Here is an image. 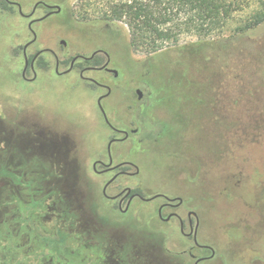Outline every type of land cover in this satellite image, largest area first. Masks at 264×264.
<instances>
[{
  "label": "rangeland",
  "instance_id": "rangeland-1",
  "mask_svg": "<svg viewBox=\"0 0 264 264\" xmlns=\"http://www.w3.org/2000/svg\"><path fill=\"white\" fill-rule=\"evenodd\" d=\"M9 1L19 4L24 15L38 1L62 9L32 25L36 40L28 54L50 49L61 60L89 56L98 49L109 54L116 79L101 71L85 76L111 88L103 104L115 127L139 128L133 139L117 144L116 154L124 151V158L139 162L145 184L154 189L173 181L160 179L165 175L162 156H167L166 162L178 156L174 165L186 169L189 177V185L184 184L189 189V210L201 215L200 238L211 239L210 234L228 245L225 257L231 262L264 264V23L246 33L239 30L257 12V4L233 13L232 20L209 35L229 39L226 48L205 45L194 52L195 47L186 46L199 39L189 35L181 36L175 47L148 55L142 49H129L125 32L80 18V0ZM13 8V14L0 13V208L17 204L21 195H34L40 187L45 126L52 128L51 158L80 163L103 154L110 135L95 105L96 96L104 91L90 90L75 74L55 76L50 53L42 55L49 69L39 71L34 82L17 80L24 62L21 48L33 36L29 20L16 5ZM45 13L39 8L33 18ZM136 89L149 98L150 109L142 111L134 105ZM24 144L33 145L34 154ZM68 169L64 174L76 175L73 167ZM166 176L176 178L177 169ZM98 182L94 177L82 178L88 188L80 189L94 190ZM247 224L252 232L238 236Z\"/></svg>",
  "mask_w": 264,
  "mask_h": 264
},
{
  "label": "flooded vegetation",
  "instance_id": "flooded-vegetation-1",
  "mask_svg": "<svg viewBox=\"0 0 264 264\" xmlns=\"http://www.w3.org/2000/svg\"><path fill=\"white\" fill-rule=\"evenodd\" d=\"M39 8L45 10V15L58 14L62 10L56 13V6L38 1L30 12L32 15L25 17L28 24L42 21L43 16L33 18ZM32 44L26 49L25 45L21 48L24 62L17 80L28 84L34 82L39 71L49 69L48 63L43 66L39 61L44 53H50L55 58L52 68L55 76L75 74L90 90L104 91L96 96L95 105L110 135L103 154L80 163L78 159L51 158L52 142L48 136L52 128L44 127L42 133L47 139L43 150L47 157L41 158L44 167L40 187L34 195H21L17 204L9 203V207L0 208V264H225L228 245L216 241L210 234L211 239L200 238L201 215L189 210V189L184 187L186 182L189 185V177L186 169L174 165L178 156L170 157L167 162V156H162L160 161L165 164H161V168L165 175L160 179L169 177L173 181L167 180L162 188L154 189L145 184L141 175L143 166L139 162L124 158V151L116 154L117 144L133 139L139 128L115 127L103 104L110 96L111 88L85 76L88 72L101 71L116 79L118 72L116 70L115 75L110 71L115 69L109 68V54L98 49L89 56L76 55L61 60L50 49L28 54ZM74 58L77 59L72 62ZM134 105L142 111L152 106L143 94L141 97L136 94ZM24 145L34 154L33 145ZM21 146L18 147L29 154ZM69 166L76 175L64 174ZM174 169H177L176 178L166 176ZM183 172L185 175H181ZM87 177L99 180L94 190L80 189L88 188L81 183V179ZM3 179L10 188V180ZM69 181H74L73 186ZM13 184L11 188L16 189L15 182ZM173 186L178 190L171 189ZM24 187L23 190L28 191L27 186ZM250 232L252 228L247 224L237 234L245 236ZM226 260L227 264H236Z\"/></svg>",
  "mask_w": 264,
  "mask_h": 264
},
{
  "label": "trees",
  "instance_id": "trees-1",
  "mask_svg": "<svg viewBox=\"0 0 264 264\" xmlns=\"http://www.w3.org/2000/svg\"><path fill=\"white\" fill-rule=\"evenodd\" d=\"M80 18L103 23L111 31L128 35L129 49H142L148 55L157 54L167 47L178 45L181 36H195L199 41L186 47L200 51L205 45L226 48L229 39L210 38L209 35L224 27L233 13L246 10L251 3L257 12L249 15L242 33L264 23V0H80ZM0 13L13 14V5L0 0ZM93 15L92 18H88ZM235 37V36H233ZM170 45V46H165ZM40 64L45 66L42 58Z\"/></svg>",
  "mask_w": 264,
  "mask_h": 264
},
{
  "label": "water",
  "instance_id": "water-1",
  "mask_svg": "<svg viewBox=\"0 0 264 264\" xmlns=\"http://www.w3.org/2000/svg\"><path fill=\"white\" fill-rule=\"evenodd\" d=\"M5 2H7V3L11 4V5H16V6L18 7V12H19V14L22 15V16H24V17H30V16L32 15V13H30V14H28V15H24V14L22 13L21 7H20L19 4H17V3L10 2L9 0H5ZM56 9H57V12H56V13L60 12V10H61V8H60L59 6H56ZM51 14H52V13H49V14L44 15L40 20H44V19H46V18L49 17ZM32 24H33V22H30V23L28 24V29H29L30 32L32 33L33 38H32V40H31L28 44L25 45V49H26L30 44H32L33 42H35V40H36V34H35V32L32 30ZM61 44L65 46V42H64V41H61ZM38 55H39V54H38ZM38 55H36L35 58L32 60V64H33V62L35 61V59L37 58ZM76 59H77V58H74L72 62H74ZM25 63L27 64V58H26V57H25ZM110 71L113 72L115 75H117L116 70H110ZM135 93H136L139 97H141L142 94H143V92H142L141 90H139V89H137V90L135 91ZM99 101H100V100H99ZM100 109H101V111H102L103 114H104L103 109H102L101 107H100ZM104 116H105V115H104Z\"/></svg>",
  "mask_w": 264,
  "mask_h": 264
}]
</instances>
